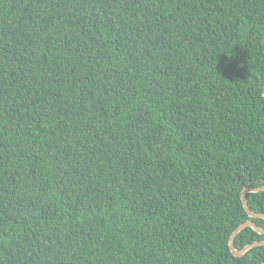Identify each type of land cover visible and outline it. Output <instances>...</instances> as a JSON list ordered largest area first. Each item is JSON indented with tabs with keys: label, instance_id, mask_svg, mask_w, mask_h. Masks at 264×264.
<instances>
[{
	"label": "trees",
	"instance_id": "trees-1",
	"mask_svg": "<svg viewBox=\"0 0 264 264\" xmlns=\"http://www.w3.org/2000/svg\"><path fill=\"white\" fill-rule=\"evenodd\" d=\"M263 185L264 0H0V264H263Z\"/></svg>",
	"mask_w": 264,
	"mask_h": 264
},
{
	"label": "water",
	"instance_id": "water-1",
	"mask_svg": "<svg viewBox=\"0 0 264 264\" xmlns=\"http://www.w3.org/2000/svg\"><path fill=\"white\" fill-rule=\"evenodd\" d=\"M263 191H264V185L260 186V187L249 186V187L244 188L242 191V202H243L244 208H245L246 212L248 213V215L253 219H264V213H256L250 209V206L248 204L247 195L250 193H260ZM248 227H251L252 229H254L259 234L264 235V229L261 228L260 226H258L253 220H249V221L243 223L242 225H240L232 234L231 239H230V243H229L231 252L236 257H242L248 251H250L252 248L264 245V241H259V242H254L252 244H249L241 250L236 248V246H235L236 237L238 236V234L241 231H243L244 229H246Z\"/></svg>",
	"mask_w": 264,
	"mask_h": 264
}]
</instances>
